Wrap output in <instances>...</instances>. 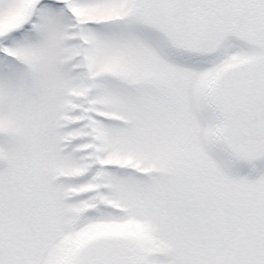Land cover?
<instances>
[{
  "label": "snow or ice",
  "instance_id": "snow-or-ice-1",
  "mask_svg": "<svg viewBox=\"0 0 264 264\" xmlns=\"http://www.w3.org/2000/svg\"><path fill=\"white\" fill-rule=\"evenodd\" d=\"M0 264H264V0H0Z\"/></svg>",
  "mask_w": 264,
  "mask_h": 264
}]
</instances>
